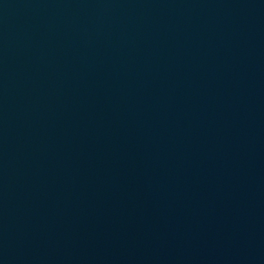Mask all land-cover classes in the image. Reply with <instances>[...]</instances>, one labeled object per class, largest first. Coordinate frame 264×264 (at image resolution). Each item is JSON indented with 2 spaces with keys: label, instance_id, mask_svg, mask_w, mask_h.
Returning <instances> with one entry per match:
<instances>
[{
  "label": "water",
  "instance_id": "95a60500",
  "mask_svg": "<svg viewBox=\"0 0 264 264\" xmlns=\"http://www.w3.org/2000/svg\"><path fill=\"white\" fill-rule=\"evenodd\" d=\"M0 264H264V0H0Z\"/></svg>",
  "mask_w": 264,
  "mask_h": 264
}]
</instances>
